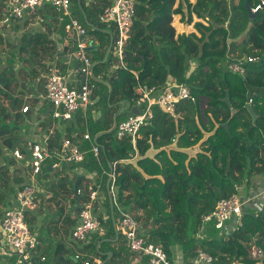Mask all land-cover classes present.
Segmentation results:
<instances>
[{
    "label": "trees",
    "instance_id": "obj_1",
    "mask_svg": "<svg viewBox=\"0 0 264 264\" xmlns=\"http://www.w3.org/2000/svg\"><path fill=\"white\" fill-rule=\"evenodd\" d=\"M7 1L0 0V20ZM245 2L137 0L123 65L117 60V67L103 80L98 79L100 70L107 68L114 57L110 54L105 64L94 66L91 77L97 89L93 98L99 96V101L86 113L79 112L76 121H69H75L76 127L63 129L58 124L61 129L55 136L78 134L75 139L79 135L83 139L87 154L84 162L74 167L100 175L111 172L112 166L117 204L134 216L141 235L161 246L172 264H192L199 249L214 256L217 259L214 264H264V257L258 261L252 256L253 247L264 252V197L261 208L245 207L243 227L231 236L222 235L214 221L203 222L215 211L219 201L239 193L238 187L247 191L248 196L253 179L264 174V0H249L252 11L260 6L253 21ZM72 3L85 8V0H72ZM108 4L107 0H94L91 6L97 11L95 17L99 23L85 25L93 44H99L103 54L116 38L114 27L106 32V25L100 22V15ZM46 6L56 14L50 5ZM177 16L186 25L193 24L195 32L177 34L174 26ZM48 42L42 33L22 39L20 54H27L28 58L20 61L32 67H21L19 75L31 77L29 82L20 81L15 71V54L6 66L0 58V96L8 101L6 105L0 101V220L6 210L17 207V191L28 182V174L21 177L10 152L19 143L16 132L27 118L20 112L22 96L28 95L30 88H43L52 69L40 60L35 65L43 49L44 55H49ZM6 47L12 48L0 32V54ZM87 54L91 59L95 52ZM249 56H260L261 60L245 64L244 75L228 69L229 63ZM55 67L62 68L61 64ZM171 80L188 86L196 101L177 104L175 116L153 107V119L141 129L135 147L130 137L119 140L116 131L110 132L121 110L120 102L129 105L118 117V123L132 115L139 85L161 89ZM228 94L230 105L224 101ZM249 99L257 116L256 123L247 108ZM94 110L101 112L96 121L92 119ZM87 132L100 147L101 164L91 152V141L84 140ZM53 149L54 145H50L49 150ZM22 152L28 155L26 150ZM27 167L30 173L32 167ZM49 171L48 165L39 177ZM68 177L66 174L60 178V184L66 186L60 191L72 196V206L78 198L83 203L85 198L75 192V183ZM103 190L108 216L98 214V202L94 213L108 236L114 227L105 186ZM13 196L16 206L11 200ZM61 216L67 222L73 221L65 214ZM114 220L116 224L120 221L116 205ZM27 223L30 226L28 218Z\"/></svg>",
    "mask_w": 264,
    "mask_h": 264
},
{
    "label": "built area",
    "instance_id": "obj_2",
    "mask_svg": "<svg viewBox=\"0 0 264 264\" xmlns=\"http://www.w3.org/2000/svg\"><path fill=\"white\" fill-rule=\"evenodd\" d=\"M6 9L0 20V27H5L16 21H23L31 18L40 8L50 5L58 15V19L65 26L68 32L75 34L76 44L72 53L73 59L79 64L80 73L86 77L84 84L78 89L69 87L66 77L53 72L49 75L46 84V98L52 105V115L56 120L73 121L79 112L86 113L97 86L91 82L93 62L88 56L87 49L92 46V40L88 35L87 28L72 14V0H8ZM264 6V2H262ZM137 0H114L107 5L101 15L100 22L106 26L114 27L116 38L113 41V51L115 57L123 65L124 48L129 40L134 25ZM254 9L253 12H257ZM260 56H249L245 60H236L228 64V69L239 75H244L245 64L258 63ZM82 82V81H81ZM138 99L135 107L140 111V115H130L118 123L116 132L117 138L122 140L130 137L135 147L141 129L153 119V107L162 108L172 116L176 115L177 104L182 101L195 102L191 89L186 85L178 84L171 80L164 88L148 89L143 86L136 88ZM157 94V96H155ZM252 105V99H249ZM29 107H25L23 112H28ZM85 140L91 141L94 158L101 164L100 147L93 143L90 134L87 132ZM87 154L79 142L73 139H65L59 152L52 153L48 147L40 143L30 146V160L26 162L21 149H15L13 156L20 162H25L26 166L31 165L30 178L25 186L17 191L16 201L18 206L5 211L0 220V259L6 257L15 258L13 264H35L46 261V257L40 251L41 241L27 223V213L36 211L39 206V174L43 171L48 160L58 159L54 168L64 165H78L84 162ZM112 179L111 194L114 205L117 206L120 221L117 225L122 236L125 238L129 250L140 257H148L150 264H172L161 246H157L141 235L140 226L134 216L117 204L113 191L115 174L114 170L110 174ZM242 188L238 187V191ZM99 186L91 190L86 201L81 203L79 213V223L72 233V238L76 243L85 244L88 237L93 232L102 229L94 213V205L98 200ZM80 194V190L78 191ZM247 200L239 193L224 198L216 205L215 211L206 216L204 223L215 222V227L222 230V235L231 236L243 227V216ZM261 208V206H260ZM103 230V229H102ZM101 230V231H102ZM104 233V232H103ZM252 256L258 261H263L264 252L261 248L253 247ZM75 260L81 264H92L89 259H82L77 254ZM217 259L203 249L196 252L192 264H214Z\"/></svg>",
    "mask_w": 264,
    "mask_h": 264
},
{
    "label": "crops",
    "instance_id": "obj_3",
    "mask_svg": "<svg viewBox=\"0 0 264 264\" xmlns=\"http://www.w3.org/2000/svg\"><path fill=\"white\" fill-rule=\"evenodd\" d=\"M107 1L109 4L114 2V0ZM191 1L194 3L196 0ZM93 2L94 0H85L84 9L78 8L74 3H72L73 16L77 18L84 26L86 25L91 27L99 23L95 17L97 11H95V8H92L91 6ZM178 17L181 20V17ZM194 21L196 22L198 20L194 18ZM181 23L180 25L182 26L183 22ZM186 26L190 28L188 34L191 32H195L193 24ZM104 29L106 32H110L112 26H105ZM184 31H186L185 26L182 27L181 32H177V34H184ZM0 32L3 34L6 43L12 46V48L10 49L7 47L4 48V52L0 54V58L2 59L4 56L11 58V56L15 54V65L19 66L18 75L20 68L23 65L26 67H32V64L26 63L24 61L21 63L20 61V58H28L27 54H20L19 50L23 37L42 33L45 34L49 39V47L47 49L49 55H44V49L41 52L39 51L41 53V56L40 59L37 60L35 65L38 64L39 60L42 64H50L52 69H50L51 71L47 73V79L51 73L57 71L66 77L69 87L74 89L80 88L83 75L80 73L79 64L73 59L72 56L77 41L76 36L75 34L68 32L65 29L64 24L59 21L57 13L54 15V13L49 11V8L47 6H44L43 8H40L29 19L13 22L12 24L3 28L0 27ZM92 46H99L98 48L91 51L95 52V54H93L91 57V59H93L94 61L93 67L105 64L101 62H103L108 49L106 50V53L103 54L102 50H100L99 44L94 45L92 42ZM110 54H112L115 60H113V62L110 63L107 68L100 70V75L98 76L99 80H103L102 78L105 77V75H109L110 72H112L117 67L118 61L115 57L113 49ZM59 64H61L62 68L60 67L61 69H56L55 66ZM38 68L42 69V67ZM19 79L22 82H29L30 80H32L31 77H28L26 74L19 75ZM90 79L91 82H93L92 77H90ZM33 89L34 88H30L29 94L22 96V107L20 109L22 116L27 117L20 128L30 126L31 134H22L20 138L19 134H16L18 136V140L20 139L16 149H21V151L26 150V153L30 154V146L34 143H40L43 146L48 147V149L50 145H54V151L51 152L58 153L63 141L67 138L73 139L75 142H79L81 146L84 147L81 135H79V138L77 139H75V137L78 136V134H69V136L68 134H60L58 137L55 136L56 132L59 130V123L62 124L63 129H67L75 125L74 123L76 119L71 123L65 121H63L64 123H62L60 120L54 119L52 117V105L46 98V85H44L43 88L39 87L37 89L36 87L34 90ZM155 96H157V94ZM99 99V96H97L96 98H92L91 104L89 105L87 110L94 108ZM0 101L5 105L8 102L7 99L2 96H0ZM128 105H126L125 108H127ZM25 107L30 108L27 113L23 112V109ZM76 115H79V113ZM100 116V111H92V119L94 121L98 120ZM1 124L2 121L0 120V126ZM74 127H76V125ZM17 131L19 133L20 129H18ZM139 138L140 135L138 139ZM55 141H57L56 145ZM13 151L10 152L12 153V155ZM16 162L19 164L17 160ZM56 163H58V159L56 158H52L51 160L47 161L44 169L49 165L51 167V171H49V173L45 172L39 177V192L41 194L39 195L38 209L36 211L27 213V218L30 221L31 230L36 235H38L41 241L40 251L46 257V261L38 263L37 260H35V264H59L60 261H63L64 264L66 262L68 263V261L70 262V264H78V262H76L75 260V256L77 254L81 255L82 259H89L92 264H150L149 260L148 263L145 262L148 257H140L136 254H133L129 250L124 237L121 236L122 233L119 231V228H115V225L117 227L118 224L114 225L113 223L114 232L109 234L108 236H106L107 230L102 228L103 230L100 229L97 232H93L92 234H90L85 244L76 243L73 240L72 233L79 223L80 210H78V214L74 213L70 216V211L76 204L72 206V196L67 192L60 191L61 189L65 190L66 188L65 184H60V178L67 174L69 176V181L76 184L78 178L81 177L82 184L80 185L79 190L80 194L84 198H88L91 190L95 189L96 186H99L97 200L99 206L98 214L108 216L107 209L104 204L103 189L105 186L106 192L108 194L107 185L112 171H104L99 175L98 173L94 172L89 173V171L85 170L82 167H74L75 165L68 166L60 164V166L54 168V165ZM16 169L21 172V177H25L24 174H28L27 179L29 180L31 174L29 173V170L26 171V169H22L23 171H21L19 170L18 166ZM64 169L65 172L63 171ZM261 182H264V174H262L260 178H258V180H256V177L253 179V185L250 189V192H248V196L246 195V193L245 195H242V197L247 200L246 206H249L250 208L255 206L259 209L262 205L264 197V187L261 186ZM258 197L259 201L257 202V205L253 204L252 202L254 200H258ZM11 200L16 206L14 196L11 197ZM110 209L112 215L111 204ZM63 214H65V217L73 218V221L67 222L65 218L61 216ZM122 251H124V253Z\"/></svg>",
    "mask_w": 264,
    "mask_h": 264
},
{
    "label": "water",
    "instance_id": "obj_4",
    "mask_svg": "<svg viewBox=\"0 0 264 264\" xmlns=\"http://www.w3.org/2000/svg\"><path fill=\"white\" fill-rule=\"evenodd\" d=\"M245 7H246V9H247V11H248V14H249V16H250V19L253 21L254 18L258 15V12H253V11H252V9H251V7H250V5H249V0H246V2H245ZM96 48H98V46H91V47H89V48L87 49V52H91V51H93V50L96 49ZM112 49H113V40L111 41L110 47L108 48V51H107V54H106V56H105L103 62H101V63H106V62H107L108 57H109V54L111 53ZM92 70H93V68H92ZM85 80H86V77L83 76V79H82V82H81L82 85L84 84ZM224 101H225L227 104L230 105V95H229V94L227 95V97L225 98ZM120 105H121V110H120V112L118 113V115L115 117V124H114V128L110 131L111 133L114 132V131H116L117 126H118V117H119L120 115H122V114L125 112V106L128 105V102H120ZM247 108H248L250 114H251L252 117H253V122L256 123L257 116H256V114L254 113L252 106L248 104V105H247ZM131 114H134V115H140V114H141V111H140L137 107L134 106V107H132ZM225 127L228 128V124H226ZM230 163H231V161L229 160L228 167L230 166ZM110 168H111V171H113L111 165H110ZM81 179H82V178L79 177L78 180H77V182H76V184H75V192H76L77 194H78V191H79V187H80ZM111 184H112V179L110 178L109 181H108V185H107V191H108V194H109V200H110V204H111V208H112V219H113V223H114V225H115L116 223H115V220H114V200H113V196H112V194H111ZM80 206H81V200H80V198H78L77 201H76V205H75V206L73 207V209L70 211V216H71V214H74V213H76L78 210H80ZM115 228H117L116 225H115ZM76 262H77V261H76Z\"/></svg>",
    "mask_w": 264,
    "mask_h": 264
},
{
    "label": "rangeland",
    "instance_id": "obj_5",
    "mask_svg": "<svg viewBox=\"0 0 264 264\" xmlns=\"http://www.w3.org/2000/svg\"><path fill=\"white\" fill-rule=\"evenodd\" d=\"M182 21L180 20V18L177 16V17H175L174 18V25L176 26V29H177V32H181V28L182 27H186V31H184V34H188V32H189V30H190V28L188 27V26H186V24H184L183 23V25L181 26L180 25V23H181ZM182 24V23H181ZM2 28V27H1ZM3 61H4V66H6V63H7V61H8V59H10V58H8L7 56H4L3 58ZM16 59V58H15ZM14 64H16V60H15V63ZM24 66V65H23ZM22 66V67H23ZM29 68H31V67H29ZM18 70H19V66H16L15 65V71L18 73ZM65 122H68V121H65ZM60 124V123H59ZM58 127H59V129H61V126L60 125H58ZM67 132V131H66ZM16 134H19V138H20V136L22 135V134H31V131H30V126H28V127H25V128H20V132L18 133V131L16 132ZM19 141H20V139H19ZM29 151V150H28ZM28 155L27 156H25V160H26V162H28L29 161V158H30V154L29 153H27ZM17 165H18V167H19V170H21V171H23L22 169H26V171L28 170V167L26 166V163L25 162H20L19 164L17 163ZM90 173V172H89ZM260 176L261 175H259V176H256V180H258V178H260ZM253 185V184H252ZM261 186H263L264 187V182H261ZM245 193H247V191H245V190H240L239 191V194L240 195H245ZM261 198V197H260ZM87 200V198H85L84 199V201H86ZM259 201V197H258V200H254L252 203L253 204H255V205H257V202ZM245 213V212H244ZM220 233L222 234V230L220 231ZM258 248V247H257ZM72 251V250H71ZM71 251H70V253H71ZM14 260H15V258H10V257H6V258H4V259H0V264H13L14 263Z\"/></svg>",
    "mask_w": 264,
    "mask_h": 264
}]
</instances>
